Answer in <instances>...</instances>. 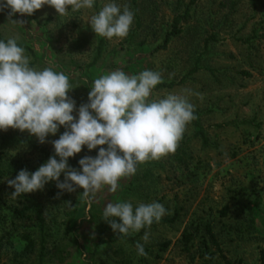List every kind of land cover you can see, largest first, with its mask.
<instances>
[{
    "label": "rangeland",
    "instance_id": "374dc122",
    "mask_svg": "<svg viewBox=\"0 0 264 264\" xmlns=\"http://www.w3.org/2000/svg\"><path fill=\"white\" fill-rule=\"evenodd\" d=\"M95 0L93 9L58 16L45 5L31 16L8 19L0 12V33L25 48L30 67L52 68L69 77L76 103L73 115L88 102L95 79L116 70L138 75L144 70L160 72L163 83L151 99L169 93L182 94L195 106L192 121L175 154L137 166V172L123 179L117 192L105 187L89 203L73 193L52 195L56 182L43 190L12 198L7 175L0 191V264H223L218 254L213 261L204 255V226L210 224L221 248L231 261L261 264L264 251V0L257 8L251 0ZM127 4L134 13L127 37L109 40L96 36L89 22L104 4ZM189 9L187 17L186 11ZM180 34L165 39L174 30L176 17ZM185 16V17H184ZM102 52L98 54L99 46ZM162 85H166L161 87ZM66 130V129H65ZM208 140L204 144L198 133ZM63 134L49 135L44 144L27 131H0V157L4 165L22 160L33 166L43 158L34 145L54 151L52 141ZM84 147L76 157H96ZM71 167V166H69ZM73 168V167H71ZM75 169V168H73ZM80 171L79 169H76ZM64 176L61 175V182ZM157 202L166 214L150 228L128 235L135 244L118 237L104 221L108 203ZM40 204L49 237L46 256L38 251L20 257L23 236L39 242L35 222L14 217L11 207ZM227 208V215L222 211ZM172 219V220H171ZM168 220V221H167ZM167 221V222H165ZM170 221V222H169ZM172 221V222H171ZM145 231L149 239L142 237ZM191 234L187 247L184 232ZM146 256L137 254L136 244ZM169 243L166 250L163 245ZM39 244V243H38ZM39 245L37 246V250ZM214 251V250H213ZM62 252L66 258L60 260Z\"/></svg>",
    "mask_w": 264,
    "mask_h": 264
},
{
    "label": "clouds",
    "instance_id": "9594fccd",
    "mask_svg": "<svg viewBox=\"0 0 264 264\" xmlns=\"http://www.w3.org/2000/svg\"><path fill=\"white\" fill-rule=\"evenodd\" d=\"M45 5L54 8L58 16H67L70 9H93L95 0H0V12L8 10V19L22 25L23 21L12 17L31 16ZM133 20L127 4L121 11L110 2L90 17L89 25L96 36L123 39ZM161 83V73L151 70L138 75L122 70L101 75L89 90L88 102L79 107L77 119L73 115L76 103L69 96L73 90L69 77L52 68L30 67V58L15 39L0 41V131H27L44 144L49 135L55 136L61 127L66 129L52 141L55 155L46 163L33 173L22 169L15 179L7 180L15 189L11 197L40 191L49 182H56L61 192L82 189L79 197L90 205L105 187L117 192L121 180L134 176L138 165L175 154L188 125L197 118L195 106L182 94L151 99ZM84 147L90 152L99 149L98 155L80 159V171L69 167V158ZM165 214L166 209L157 202L135 208L130 202H118L108 203L103 217L115 233L128 236L150 228ZM142 239L148 241L147 231ZM136 249L138 255H147L139 242Z\"/></svg>",
    "mask_w": 264,
    "mask_h": 264
},
{
    "label": "trees",
    "instance_id": "16d2710c",
    "mask_svg": "<svg viewBox=\"0 0 264 264\" xmlns=\"http://www.w3.org/2000/svg\"><path fill=\"white\" fill-rule=\"evenodd\" d=\"M196 1L197 0H191L188 8L190 6H192L193 4H195ZM251 3H252V6L254 8H257L259 1L258 0H251ZM263 6H264V2H263ZM188 12H189V9L186 11V14H185L186 17L188 15ZM182 21H183V17H181V16L176 17L175 24H174V30L167 35L165 42H164V46H166L170 42L172 37L180 34L181 30L177 28V24L181 23ZM0 41L7 42V40L2 37L1 33H0ZM17 44H18V46H20L24 49L27 48L26 46H24L22 44H19V43H17ZM27 49L30 50L29 48H27ZM101 52H102V45L99 46L98 54H101ZM163 86H166V85H162L161 87H163ZM194 115L197 117V114L195 112H194ZM193 122L196 126H199L197 118L195 120H193ZM62 129L64 132L65 128L62 127ZM198 135L202 137L204 144H208V140L202 131H200L198 133ZM34 147L43 156V158L38 162V164H40V166L42 164L46 163L48 161L49 157L55 155L54 151L47 150L41 146H38L37 144H35ZM57 159H59V158L57 157ZM3 162H4L3 158L0 157V191L2 190V187H1L2 182L7 175H11L12 176L11 178H16L19 171L22 169H26L29 173H33L39 168V166H33L32 164H29L28 162L23 163L22 160H13L8 165H4ZM68 164H69V166H71L75 169L81 170L80 166H79V159L76 156H74L73 158H69ZM51 193H52V195L58 194L59 193L58 188L53 187L51 190ZM20 197H24V195H21ZM28 210H29V208H20L17 206L10 208V211L12 212V214L14 215L15 218L20 219V220H29V221L35 222V226L38 229L39 234H40V239L38 242L39 244L30 235H28V234L24 235L23 239L25 242V248L22 251V253H20L18 255L20 257H25V256L29 257L30 255H32L38 251L39 260L41 262H43L44 258L46 256V252H45L46 251V243H47V240L49 237V233H48L47 228H46V220L44 217L43 208L40 204H36L34 206V213L29 214ZM227 210L228 209L225 208L222 211L223 216L227 215ZM167 221H165V222H167ZM153 225H154V223L151 226H153ZM204 232H205L206 239L203 242V247H204L203 253H204V255H206L208 257L209 261L210 260L213 261L214 256L216 254H218L219 257L222 259L223 264H241V261H234L233 262L225 256V254L221 248V245L219 243V240H218V238L214 232V229L210 224H206L204 226ZM192 237L193 236L191 234H189L187 231L184 232L183 243H184L185 247H187L189 245V243L192 241ZM121 239L128 240V241L132 242L133 244H135V239L132 237H129V236L118 237L117 240H121ZM38 245H39V249L37 250ZM168 246H169V243L164 244L163 250H166L168 248ZM0 249H1V245H0ZM64 258H66V255H64V252H62V256L60 257V260H62ZM260 261H261V264H264V251H261Z\"/></svg>",
    "mask_w": 264,
    "mask_h": 264
}]
</instances>
